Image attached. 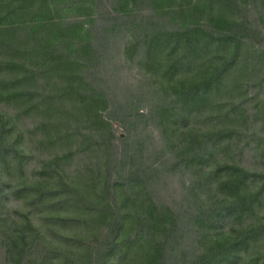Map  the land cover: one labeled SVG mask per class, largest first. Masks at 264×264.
Here are the masks:
<instances>
[{
	"label": "rangeland",
	"instance_id": "374dc122",
	"mask_svg": "<svg viewBox=\"0 0 264 264\" xmlns=\"http://www.w3.org/2000/svg\"><path fill=\"white\" fill-rule=\"evenodd\" d=\"M0 4L61 42L88 30L76 55L104 36L100 60L76 68L108 90L100 136L118 153L97 167L93 208L63 191L35 200L38 178L64 187L36 153L25 174L5 167L0 264H264V0ZM64 169L81 187L82 165Z\"/></svg>",
	"mask_w": 264,
	"mask_h": 264
},
{
	"label": "trees",
	"instance_id": "16d2710c",
	"mask_svg": "<svg viewBox=\"0 0 264 264\" xmlns=\"http://www.w3.org/2000/svg\"><path fill=\"white\" fill-rule=\"evenodd\" d=\"M16 8L22 9V6ZM174 9L170 7L166 11ZM19 14L5 10L0 4V181L8 179L5 167L10 171L14 167L25 174L29 159L36 153V167L55 171L64 187L50 191L44 183L45 177L38 178L35 200H42L48 192L63 191L68 192L63 201L80 203L81 200L93 208L96 201L89 193L99 187V175L95 172L99 169L101 174L105 167L109 171L112 159L107 164L106 156L118 153L107 146L103 135L100 136L102 104L105 98L111 99L107 97L108 90L94 82L98 74L95 68L90 69V65V68H76V64L82 60H93V63L100 60L105 52L101 46L105 38L101 35L99 47L89 43L85 55H76L75 51L88 40V30L79 31L61 42L48 30L54 24L30 28L15 19L20 18ZM82 55L86 59H81ZM59 69L66 70L70 83L57 92L52 76L56 77ZM80 165L83 170L79 176L81 187H75V175L64 167ZM17 184L19 186L16 181ZM101 204L103 210L105 206ZM81 221L87 223L88 218L81 217ZM67 259L70 263L77 260L76 257Z\"/></svg>",
	"mask_w": 264,
	"mask_h": 264
}]
</instances>
